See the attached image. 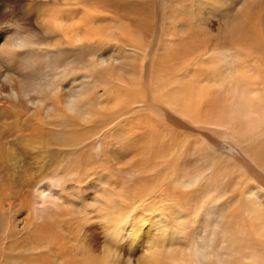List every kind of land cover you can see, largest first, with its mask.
I'll use <instances>...</instances> for the list:
<instances>
[{"label": "bare ground", "instance_id": "1", "mask_svg": "<svg viewBox=\"0 0 264 264\" xmlns=\"http://www.w3.org/2000/svg\"><path fill=\"white\" fill-rule=\"evenodd\" d=\"M27 1L0 30V264H264V0Z\"/></svg>", "mask_w": 264, "mask_h": 264}, {"label": "rangeland", "instance_id": "2", "mask_svg": "<svg viewBox=\"0 0 264 264\" xmlns=\"http://www.w3.org/2000/svg\"><path fill=\"white\" fill-rule=\"evenodd\" d=\"M161 2H162V0H154V4H153V5H155L154 6V12H155V15L157 17H159L162 13V11H161L162 3ZM0 4L2 5V3H0ZM2 7L0 6V8H2V11L0 9V13H2L4 10L6 16H8V17L0 22V30H2V27L7 25V24L14 25L13 18L18 17L19 15H25V16L31 18L33 23L36 24L35 21H37L36 19L39 16V12H40V10H39V8H37V6L30 4L29 1H27V0H15V1L10 2V3H5V4L3 3ZM175 129L177 130V128H175ZM235 147L236 146L234 144H231V142H224L223 146H222V148L225 151H229L232 154H235L236 156H238V158H240L241 157V154H239L240 150L237 147L236 148Z\"/></svg>", "mask_w": 264, "mask_h": 264}]
</instances>
